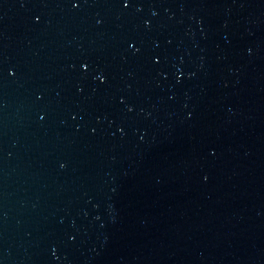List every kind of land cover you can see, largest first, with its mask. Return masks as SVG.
Returning <instances> with one entry per match:
<instances>
[{"label":"water","instance_id":"1","mask_svg":"<svg viewBox=\"0 0 264 264\" xmlns=\"http://www.w3.org/2000/svg\"><path fill=\"white\" fill-rule=\"evenodd\" d=\"M0 264H264V0H0Z\"/></svg>","mask_w":264,"mask_h":264}]
</instances>
